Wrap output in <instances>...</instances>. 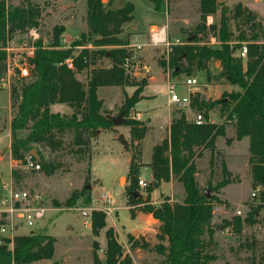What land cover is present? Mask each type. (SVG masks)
Listing matches in <instances>:
<instances>
[{
    "label": "trees",
    "instance_id": "trees-1",
    "mask_svg": "<svg viewBox=\"0 0 264 264\" xmlns=\"http://www.w3.org/2000/svg\"><path fill=\"white\" fill-rule=\"evenodd\" d=\"M150 1L156 9H160L167 0ZM113 2L87 0L89 30L75 41V45L82 46L77 55H72L73 48L61 46V34L65 27L56 25L50 45H42L40 39L35 53L27 57L28 76L17 75L11 85L13 115L10 152L14 160L24 163L26 153L38 146L58 152L72 151L80 157L87 152L90 154L93 132L101 128L114 129L113 120L104 109L103 99L98 96L101 86L136 85L134 94L127 98L126 104L132 106L139 102L140 92L147 79L136 81L126 71L123 63L125 58L132 57V53L128 48L129 40L120 36L124 23L134 18L135 5L127 1L122 7L113 8ZM220 5L223 3L217 0H200L201 21L193 31L196 37L191 41L172 44L167 57L160 59L159 63L165 69L169 66L173 76L182 73L191 76L204 70L207 79L211 80L209 65L218 61L222 69L215 78L225 77L240 89L225 92L217 99H207L200 92L192 93L191 105L204 110L205 121L198 124L189 119L185 111L173 117L169 136L153 148L150 162L153 181L146 188V197L139 193L140 167L134 163L135 155L130 164L131 182L128 190L132 195V209L152 214L159 221L157 237L160 241L153 246L163 256L158 264H217L215 260L218 257L212 248L216 246L213 223L215 203L223 202L218 193L239 179L232 177L227 162L222 160L223 177L214 183L209 180L208 188H203L198 179V159L208 150L211 164L215 163L222 152L217 140L219 136H227V126H232L235 131L234 138L227 137L228 142L249 137L251 174L255 181L264 183V23L251 9L237 5L236 15L246 14L250 30L241 31L238 35L239 40L248 44V57L243 59L233 52L240 45L232 42L235 39L226 7L223 6L219 20L207 24V16L217 13ZM41 13L40 6L31 2L10 6L5 0L0 1V76L8 63L5 42L9 34L37 25ZM209 31L219 39L218 46L203 40ZM89 41L99 49H89ZM104 46H112V49H102ZM104 56L112 62L110 66L99 64ZM68 58H72L74 68L67 65ZM87 68L90 76L85 83L77 74ZM58 102L68 104L73 111L53 112L51 105ZM215 109L219 110L224 121L209 119V112ZM129 124L134 140H142L146 136L148 127L141 125L142 122ZM36 150L41 168L45 171L53 172L59 167V161L48 160ZM2 156L3 151L0 150V158ZM15 175L19 177L16 171ZM172 179L182 184L183 200L171 202L166 198L161 204H154L152 192L162 182ZM208 189L216 193L209 195ZM137 193L140 195L137 196ZM262 197L264 200V192ZM77 199L72 194L66 200L67 206L76 205ZM263 206L252 205L244 219L238 215L233 222L234 230L240 233L244 223L257 222L256 214ZM92 222L93 232L98 235L106 226L105 213L94 210ZM229 224L230 221H225L223 226ZM106 236L105 258L98 255L97 246H94L93 264H134L132 255L124 254V247L113 228L107 229ZM246 244L249 247L255 245L254 241H247ZM8 246L0 244V264L11 261L15 264H31L54 256L55 238L47 231L36 229L33 233L16 235L13 251ZM133 246L147 247L150 243L136 240ZM249 264H264V247L258 258L252 253Z\"/></svg>",
    "mask_w": 264,
    "mask_h": 264
},
{
    "label": "rangeland",
    "instance_id": "rangeland-1",
    "mask_svg": "<svg viewBox=\"0 0 264 264\" xmlns=\"http://www.w3.org/2000/svg\"><path fill=\"white\" fill-rule=\"evenodd\" d=\"M1 1V0H0ZM10 6L25 5L29 2L39 5L42 13L37 25L30 26L24 31L17 30L10 33L5 48L11 47L12 50L29 51L35 53L37 42L41 39L42 45L49 46L53 39V29L57 26L65 27L61 34V46L73 48V54L82 49V46L75 45V41L81 37L83 32L89 30L87 20V0H5ZM109 0H103L108 3ZM119 6H124L127 1H132L135 5V19L132 23H124L126 28L120 36L128 39L131 43H140L142 40H132L136 33L141 32L142 26L146 22L149 11L160 25L166 26V37L168 41H175L179 38L181 42L188 40L189 37H196L193 32L201 21L199 10L200 0H167L160 9H156L150 0H114ZM223 3L218 8L217 13L213 15V20H219L223 6L227 8L230 17V27L234 35V44L241 45L243 41L239 40L238 35L241 31H250L246 14L243 12L236 15V7L241 4L243 8H249L255 12L258 19L264 23V0H217ZM114 4V2H113ZM151 6V8H149ZM113 7V5H112ZM212 24V23H211ZM158 25H153V29ZM36 28L39 37L34 39L31 30ZM151 28V29H152ZM151 31V30H150ZM203 36V34H200ZM212 31L205 34L203 40L208 44L218 46L219 39L212 42ZM264 40V37L262 38ZM146 41H150V38ZM204 41V42H205ZM246 42V41H245ZM203 43V42H202ZM88 48L91 50L99 49L92 41L88 42ZM102 49L110 50L112 46H104ZM132 53V66L126 71L132 79L140 81L146 75H151L150 65L152 59L147 57H157L163 59L167 57L168 45L147 44L140 47L139 44H132L128 47ZM99 64L110 66L112 62L107 56L99 60ZM211 71V80L207 79V72L200 71L192 74L198 80L195 87H189L184 84L187 76L182 73L180 78L172 75V70L168 73V68L162 69L164 77H169V81L178 84L177 91L180 95L197 93L200 91L207 99H217L225 92L239 90L240 87L230 83L225 77L216 79L221 71V65L218 61L209 65ZM166 70V71H165ZM9 71L3 70L1 75H7ZM168 73V74H167ZM171 74V76L169 75ZM17 73L10 75L9 83L0 81V149L3 151V160L1 165L6 167V177L10 164L12 163V181L16 188L28 189L33 194L39 193L43 196L42 205L48 210L43 219L35 227H21L18 234H27L31 230H44L55 238V253L50 259H42L31 264H93L94 246H97V253L101 258H105L107 250L108 228H113L117 239L124 247V254L132 255L134 264H158L162 255L158 254L153 246L160 240L157 237L158 225H154L153 217L137 209H132V195L129 192L131 182L130 164L135 155L134 163L140 167L139 178L147 181V186H139L143 197L148 195L146 188L152 183V171L148 163L152 159L153 148L155 144L160 143L169 136V122L172 119L164 115L167 108L171 111V116L179 115L180 111H185L187 116L194 120L199 112L204 110L196 106H184L174 104L169 101V93L165 91L163 83H157L152 87H143L140 92V100L144 106H137V103L130 106L126 104L127 98L131 97L136 89V85H109L101 86L98 90V96L103 99L106 114L118 116L122 112L125 120L114 129L105 128L93 132L90 144V154L87 152L83 156L72 151H52L48 147L38 146V149L44 157L51 161H59V167L53 172H47L43 168L32 169L25 168L23 163L9 157V136L7 132L11 126L13 115V98L11 95V85L16 80ZM77 76L87 83L90 70L87 68ZM8 78V77H6ZM156 89L155 92L153 89ZM191 90L189 91V89ZM154 99V100H153ZM154 102L155 108L147 106L149 101ZM146 103V104H145ZM59 106L53 108L56 112ZM58 108V109H57ZM57 109V110H56ZM56 110V111H55ZM62 110V109H61ZM70 111H73L71 108ZM71 113V112H70ZM163 113V114H162ZM209 119L215 122H222L224 118L218 109L209 112ZM142 122L148 127L146 137L142 140H134L131 132L132 126L129 123ZM153 127V128H152ZM4 135V137H3ZM124 135L128 141V146L123 143L119 136ZM227 137L234 138L235 131L232 126H227V136H219L217 146L222 150L214 164H211V155L207 150L198 159V179L203 188H208L209 180L216 182L223 177L222 160H225L233 176L238 178L225 186L218 193L223 202L215 203L213 223L215 224L216 246L212 247L217 255L215 263L217 264H249L252 253L257 258L264 247V206L256 214L257 222L253 224L244 223L242 232L234 230L233 222L240 215L243 219L247 216L252 205H264L263 192L264 183L257 182L251 174L250 140L244 137L241 140L227 141ZM11 160V163H10ZM212 170L214 173H212ZM19 173V177L15 175ZM8 182V181H7ZM5 183L0 179V197L1 185ZM107 189L117 199L118 208L112 215L105 212L107 203L101 199L103 189ZM259 188V189H258ZM256 191V196L253 192ZM211 195L214 192L207 190ZM137 194L139 196L140 194ZM74 194L78 197L76 205L67 206L66 200ZM166 198L171 202H181L184 198L182 184L177 179L169 182H163L161 187L155 189L152 195V202L156 205L161 204ZM94 210L103 211L106 215V226L96 235L93 232L92 213ZM132 210H134L132 212ZM241 210V213L237 211ZM150 218V219H149ZM225 221H230L231 231H223ZM4 236L0 235V243ZM136 240H142L150 243V246H133ZM247 241H254L253 247L247 246ZM9 249L13 251L11 246ZM11 261L8 264H12ZM15 263V262H14Z\"/></svg>",
    "mask_w": 264,
    "mask_h": 264
},
{
    "label": "built area",
    "instance_id": "built-area-1",
    "mask_svg": "<svg viewBox=\"0 0 264 264\" xmlns=\"http://www.w3.org/2000/svg\"><path fill=\"white\" fill-rule=\"evenodd\" d=\"M213 22V15H208L207 24L210 25ZM31 34L34 39H37L39 37V32L36 28H33L31 30ZM211 40L215 43L217 41V37L212 36ZM164 43L168 45L170 49V46L172 44L181 43V41L179 39H177L175 42L168 41L166 37L165 25L157 26L154 29L152 28L150 31V44L161 45ZM6 50L8 52V63L5 70H8L9 72L7 73V75H1L0 81L4 83H9L10 75L15 72L23 77L28 76L29 68L27 63V57L31 56V50L24 52L19 50H12L11 47H7ZM233 52L235 55L242 57L243 59H247V42L243 41V43L237 49L233 50ZM66 63L69 67L74 68V62L72 58H68L66 60ZM132 64V57L125 58L123 66L126 69H129ZM170 70L171 69L168 66V72ZM184 84L188 85L189 87H195L196 84H198V80L194 76L187 77L184 80ZM168 93L169 101L171 103L180 104L184 106H191L192 91L187 95H180L177 91V83L169 81ZM194 120L198 124L203 123L205 121L204 113L199 112ZM1 138L2 135H0V140ZM23 166L25 168H32L36 170L41 169V163L31 151L26 153ZM147 184V181H145L144 179H139V185L141 187L147 186ZM256 194L257 192L254 191L253 195L256 196ZM101 199L103 200V202L107 203L105 212H107V214L109 215H112L118 208L116 197H114L112 193L105 188L102 190ZM42 200L43 196L39 193L33 194L28 189L16 188L12 180L5 182L1 185L0 235L4 236V239L3 242H1L0 244H5V246L9 245L13 249L14 237L16 235H20L17 233L19 228L35 227L37 223L44 218L48 208L42 205ZM237 212L241 213V210H238ZM32 231L33 230H31L30 232ZM223 231L229 233L231 231V226H224ZM6 239H10V241L8 242ZM12 264L15 263L12 262Z\"/></svg>",
    "mask_w": 264,
    "mask_h": 264
},
{
    "label": "crops",
    "instance_id": "crops-1",
    "mask_svg": "<svg viewBox=\"0 0 264 264\" xmlns=\"http://www.w3.org/2000/svg\"><path fill=\"white\" fill-rule=\"evenodd\" d=\"M119 7H122V6H119L118 4H116V2L114 1V4H113V8H119ZM149 8H151V6H149ZM152 9V8H151ZM135 19V14H134V18L131 20V21H129L128 23H132V21ZM153 25H158V26H161L160 25V23H159V21H157V19L156 18H154V15L152 14V12H150L149 11V13H148V16H147V18H146V22H145V24L142 26V28H141V32L140 33H136L135 35V38H133L132 40H137V38H138V40H142L141 38L142 37H146V39L144 40V42H143V40L142 41H140V43H131V41L129 40V45H128V47H131L132 46V44H139L140 45V47L142 46V45H147V44H150V41H146L147 40V37H148V39L150 38V30H151V28L153 27ZM123 28H126V25H123ZM177 39H179V38H176L175 39V41L177 40ZM175 41H171V42H175ZM151 45V44H150ZM148 58V60L149 59H152V61H151V63H150V65H147L146 67H148L149 68V70L151 69L153 72H152V74L151 75H146L145 76V78L147 79V83L145 84V86L147 87H152L153 85H156L157 83H163L165 86V91L167 92V89H168V82H169V77H168V75H167V78L166 77H164V73H163V71H162V69L164 68L163 66H161L160 65V63H159V59H157V57H147ZM165 69V68H164ZM166 71V70H165ZM169 73V72H168ZM167 73V74H168ZM170 76H171V74H169ZM177 78H180L181 77V75H179V76H176ZM187 77H191V76H187ZM186 77V78H187ZM157 81H159V82H157ZM157 82V83H156ZM144 86V87H145ZM177 87H178V84H177ZM154 88V87H153ZM189 89V88H188ZM99 90V89H98ZM155 92H157L156 91V89L154 88L153 89ZM189 91H190V89H189ZM191 92V91H190ZM198 92H200V91H198ZM195 93V92H194ZM201 93V92H200ZM187 94H189V93H186V94H182V95H187ZM202 94V93H201ZM167 95H168V92H167ZM203 95V94H202ZM102 98V97H101ZM154 100V99H153ZM153 100L152 101H149L148 103H147V106H150V107H152V108H155V104H154V102H153ZM144 102H142V100L141 101H139L138 103H137V106H144V104H143ZM146 104V103H145ZM55 106H59L55 111L56 112H62V113H70V112H72V111H70L71 110V107L68 105V104H66V103H54V104H52L51 105V110L52 111H54L53 110V108L55 107ZM169 108V107H168ZM167 108V111H165L164 112V115L166 116V114L168 115V118L170 119H173V117L171 116V111H170V109H168ZM62 109V110H61ZM163 114V113H162ZM108 115V114H107ZM189 118V117H188ZM190 119V118H189ZM170 123H171V121L169 122V126H170ZM153 128V127H152ZM2 135V134H1ZM7 136H9V145H8V147H9V152H8V154H9V157L10 158H12V155H11V152H10V144H11V129H9L8 130V132H7ZM3 137H4V135H3ZM146 137V136H145ZM0 150H2V149H0ZM1 160H3V157H1L0 158V161ZM152 160V159H151ZM151 162V161H150ZM150 162L148 163V165L150 166ZM10 163H11V160H10ZM150 168H151V166H150ZM5 170H6V167L5 166H3V165H1V163H0V179H2L4 182H7V181H11L13 178H12V163L10 164V169H9V171H8V173H9V177L7 178L6 177V172H5ZM151 171H152V169H151ZM163 183V182H162ZM162 183H161V185H162ZM161 185H160V187H161ZM155 191V190H154ZM153 191V192H154ZM153 192H152V194H151V199H152V195H153ZM149 215H151L152 217H153V215L152 214H148V216ZM150 219V218H149ZM153 222H154V225H158L159 226V221L157 220V219H155L154 217H153ZM157 233H158V230H157Z\"/></svg>",
    "mask_w": 264,
    "mask_h": 264
},
{
    "label": "water",
    "instance_id": "water-1",
    "mask_svg": "<svg viewBox=\"0 0 264 264\" xmlns=\"http://www.w3.org/2000/svg\"><path fill=\"white\" fill-rule=\"evenodd\" d=\"M188 40L189 41H191V40H193V37H189L188 38ZM123 114H124V112H122L120 115H118V116H110L111 118H112V120H113V122H114V124L115 125H119V124H121L122 122H124L125 120L123 119ZM119 139L123 142V143H125L126 144V146H128V141L124 138V135H120L119 136ZM31 152L36 156V157H38V153H37V150L35 149V148H33L32 150H31ZM138 194V193H137ZM34 232V230L32 231V233Z\"/></svg>",
    "mask_w": 264,
    "mask_h": 264
}]
</instances>
